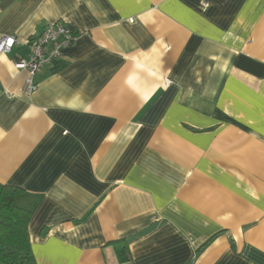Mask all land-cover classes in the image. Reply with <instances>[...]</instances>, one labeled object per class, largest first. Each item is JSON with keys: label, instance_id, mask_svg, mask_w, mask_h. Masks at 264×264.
<instances>
[{"label": "crops", "instance_id": "1", "mask_svg": "<svg viewBox=\"0 0 264 264\" xmlns=\"http://www.w3.org/2000/svg\"><path fill=\"white\" fill-rule=\"evenodd\" d=\"M1 37L0 185L42 197L37 264H264V0H4Z\"/></svg>", "mask_w": 264, "mask_h": 264}, {"label": "trees", "instance_id": "2", "mask_svg": "<svg viewBox=\"0 0 264 264\" xmlns=\"http://www.w3.org/2000/svg\"><path fill=\"white\" fill-rule=\"evenodd\" d=\"M41 201L39 195L0 185V264H37L28 225ZM117 256L120 262L128 260L126 241L117 243Z\"/></svg>", "mask_w": 264, "mask_h": 264}, {"label": "built area", "instance_id": "3", "mask_svg": "<svg viewBox=\"0 0 264 264\" xmlns=\"http://www.w3.org/2000/svg\"><path fill=\"white\" fill-rule=\"evenodd\" d=\"M3 1L0 0V5ZM77 37L78 34L68 24L60 21L47 25L40 36L28 41L29 55L15 64L17 70L25 71L27 74L24 94L31 95L36 92L35 75L44 66L57 61L62 56V52L76 42ZM16 44L15 37H1L0 55L9 54Z\"/></svg>", "mask_w": 264, "mask_h": 264}]
</instances>
